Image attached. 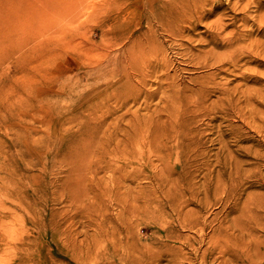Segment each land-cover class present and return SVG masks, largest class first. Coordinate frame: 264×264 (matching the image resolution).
Wrapping results in <instances>:
<instances>
[{
  "label": "rangeland",
  "instance_id": "rangeland-1",
  "mask_svg": "<svg viewBox=\"0 0 264 264\" xmlns=\"http://www.w3.org/2000/svg\"><path fill=\"white\" fill-rule=\"evenodd\" d=\"M0 125L34 217L3 259L264 264V0H0Z\"/></svg>",
  "mask_w": 264,
  "mask_h": 264
},
{
  "label": "bare ground",
  "instance_id": "bare-ground-1",
  "mask_svg": "<svg viewBox=\"0 0 264 264\" xmlns=\"http://www.w3.org/2000/svg\"><path fill=\"white\" fill-rule=\"evenodd\" d=\"M52 28H54V26ZM52 28L50 26V29ZM53 30L55 31V29ZM51 32L49 33L51 34ZM57 33H59V31ZM45 35L47 36L48 34ZM36 36H40V35H36ZM214 37L218 38V35ZM46 38L44 36V39ZM19 126L16 128L11 125H0V134L7 137H10V135L12 134L13 137L11 138L20 140L23 137H25V135L23 134L24 131L22 129H19ZM40 127L41 126H38L37 129ZM28 140L30 141V139ZM28 140L26 139L24 140V142L27 144L29 143ZM13 143H14L13 146H16L18 142H13ZM52 154H53V158H55L54 150L52 151ZM29 162H30L29 159L25 155L23 154L19 155L18 152L16 154V151H14L13 148L11 147H8L7 149L6 143L2 141V139H0V250L14 249L16 251L21 250L23 252L29 251L28 247L26 246L27 242L26 239L24 238L25 235H20V232L22 234L25 233V229H27L29 223L34 222L32 220L34 219L32 215L33 210L31 211L30 209L31 204L28 201L29 190H27L28 187L26 186L28 183V182L26 183L28 176L26 173L22 171L23 165L26 164L28 165ZM55 175L51 181L52 182L51 186H53V188H55L57 185V177ZM53 196L54 197L52 200L55 202L56 201L55 191H53ZM26 213L27 215H29V217H27ZM30 234H28V236ZM16 258L17 257L3 259L2 257H0V264H31L30 263L31 261H29V256L25 257V259H22V257L19 259Z\"/></svg>",
  "mask_w": 264,
  "mask_h": 264
}]
</instances>
